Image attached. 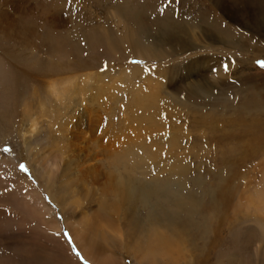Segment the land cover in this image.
<instances>
[{
    "label": "rangeland",
    "instance_id": "obj_1",
    "mask_svg": "<svg viewBox=\"0 0 264 264\" xmlns=\"http://www.w3.org/2000/svg\"><path fill=\"white\" fill-rule=\"evenodd\" d=\"M214 3L219 1L0 0V253L12 254L18 264H67L64 254L92 264L80 255L67 224L84 214L121 220L99 209L115 203L106 184L119 174L131 175L146 192L155 182L161 187L165 179L185 180L186 189L171 182L170 191L193 203L186 201L185 211L169 208L178 216L170 231L158 226L187 248L178 264H264V0ZM125 10L139 12L137 25ZM170 11L178 25L190 28L185 41L203 46L176 63L209 61L204 72L184 79L180 68L172 81L159 72L170 62L139 58L125 43L137 37L151 44ZM205 13L212 26L200 20ZM6 17L15 21L8 28ZM24 28L33 32L25 36ZM147 28L149 39L141 32ZM232 31L238 41L233 47L226 43ZM197 84L204 85L196 99L192 91L197 106L179 98ZM154 91V100L142 98ZM51 164L47 185L39 171ZM68 164L70 175L79 174L71 176L73 193L60 190L66 204L79 198L71 209L56 202ZM147 193L145 200L155 196L151 203L164 207V195ZM148 204H135L118 223L126 244L146 238L145 231L128 229L136 217L145 219ZM182 219L190 225L183 227ZM54 224L57 230L49 227ZM105 248L120 264H133L120 244Z\"/></svg>",
    "mask_w": 264,
    "mask_h": 264
},
{
    "label": "bare ground",
    "instance_id": "obj_2",
    "mask_svg": "<svg viewBox=\"0 0 264 264\" xmlns=\"http://www.w3.org/2000/svg\"><path fill=\"white\" fill-rule=\"evenodd\" d=\"M217 1H219V3H214V4L218 8V6H220V4L223 3V0H215V2H217ZM122 14L123 15L129 14L131 16V18L133 19V23H136V25H137L139 12L134 11V12L128 13V11L125 10V14L124 13H122ZM204 18L205 19L202 20V15H201L200 20L203 22H206V24L212 26L213 21H211L212 20L211 16H209L205 13ZM175 19L176 18L174 17V14H172V12L170 11L168 16H166L164 18V21L157 24L156 29H155L156 31H154L156 36L154 37V40H152L151 44L147 40H145L147 42V43H145L144 40L137 39V37L125 39L126 45L131 47V49L133 50V53H135L137 57H139V58L150 57V59H154L157 61H168V62H170V64L167 63L169 70L163 69V70L159 71L160 75L163 77L165 76V78L167 77V80H169V81L174 80L178 76L177 71L182 67H184V69L186 71L180 72L179 74L182 75L181 78L184 79L187 75H189V73H191V71L194 73L204 72L205 68L207 69V67L205 66V63L208 64V62H209L207 59L208 57H205V58H203V57L199 58L198 57V59L195 58V59H192L190 61L183 59L184 61H182L181 63H176V61L174 60L175 58L180 57V55H182L183 53H186V52H194V50L199 51L201 48H203V46H201V45H196V47L190 46L191 43H188L187 41H185V39H186L185 35H188L190 28L187 27V24L186 25H178V22ZM12 21H13L12 18L6 17L5 21H4V26L6 28H8V23L11 24ZM13 22H15V21H13ZM4 26L1 28V31L4 30ZM24 30L26 32H28V33H25V36H28L29 34H31L33 32L32 28H24ZM147 30H148V28L141 30L145 39H149V35H150ZM11 32H12V30H11ZM203 33L204 34L206 33L208 36L211 35V33L209 31H204ZM139 35L140 34H138V37H139ZM33 37H37V36H33ZM227 37L228 38L226 40V43H228L229 46L233 47V46L238 45V43H237L238 41L235 39V35H234L233 31L231 32V35L228 33ZM134 39H135V41H134ZM18 43H20V42H18ZM24 45H26V43ZM33 46H34V44H33ZM232 49H234V48H232ZM1 63L2 62H0V66L2 65ZM203 88H204V85H200V84L190 86L189 90L191 91V93H190V91H187L188 93L182 92L181 93L182 96L179 98L182 99V97H183L184 99H182V100H184L188 103L190 102V103L194 104V98H193L194 93L192 91L194 89L196 90V92H195V99H196L197 97L200 96L201 92H204ZM156 92L157 91H154V93H152V95L151 94H149V95L144 94V97H142V98H144V99L150 98V99L154 100L155 96L157 95ZM171 96H173V94H171ZM191 98H193V99H191ZM194 105L197 106L196 104H194ZM31 158H34V156H32ZM71 163L72 162H70V165H71ZM53 166H54L53 164L47 165V166H41V169L39 171L40 176L47 183V185L50 184L52 181L51 177L53 176V171L55 169L54 168L52 171ZM65 168H67V167H65ZM67 169H64V171H65L64 178L65 179H63L64 182L60 185V189H59V192L57 194L56 202L61 207H64L66 205L65 207L67 209L68 208L71 209V208L77 206L79 198L73 197V198H71V201L68 204H66L65 200L63 201L62 196H61L63 193L60 195V190L65 191V189H69L70 191H72L73 189H72L71 185L72 186L74 185V184H72V182L74 181L73 178H76V177L79 178L78 177L79 174H76V173L72 174V172H71V175H70V172L68 173V171L70 169L69 164H68ZM87 171H85L86 174L88 173ZM71 176H73V178ZM114 178H116L115 183L113 184V182L111 183L109 181V182H107L106 186L109 189V191H111L115 203H112L110 201V204H108L107 206L106 205L100 206L99 207L100 211L104 212V208L106 210L108 208V210H107L108 212H110L111 214L118 215V218L124 219L126 217L125 215L127 213H130L129 210L133 209V206H135V204L140 203V205L142 204L145 206L148 202H150V204H148L149 207L146 209L147 214L145 216V219L140 220L136 217L135 218V224L134 225L130 224L131 228L128 229L129 233H131V234L135 233V235H137V233H139V232L143 233V231H145V234H147V236H146V238H141V239L139 236H137L134 240L129 242V244H126L127 242L124 239L126 233H124L123 229H121V227L119 226L120 225L119 222H121L122 219L118 220L117 218L111 217L109 214L106 215L107 219L105 218L106 216L104 217V216H97V215H96L97 217L88 218L87 214H84V218L82 217L83 219H81L79 221V223H76L75 221L74 222L71 221V224H67L68 230L73 235V241L77 245L78 251L81 253V256H83V258H85L86 260L92 262V264L93 263L94 264H120V261L118 259H116L112 253H108L107 248H105V247H108L109 242H112V244L113 243L116 245L120 244L124 248L125 252L131 254V257L133 259V262H132L133 264H178V261L180 258H181L180 260L185 258L187 248L183 246L184 245L183 241H180L176 236H174L173 233H170V234H166V233L163 234V232L161 233L159 231L160 227H158V226H164L166 229H169V231H170L171 227H174L176 225L175 222H176V220H178V218H177L178 216H175L172 213V210L169 209L171 206L175 209L177 208L179 210L185 211V208L187 207V206H185V203H186V201L188 202L191 199V198H189L190 196L186 197L189 200L184 199L185 200L184 201V200H180L176 196L179 194L178 192L170 191V188L172 187L171 182L177 187V189L182 190V188H185L184 187L186 184L185 180L181 177H179V180H176V179H173L174 178L173 177L170 179H165L164 183H163L164 186L157 187L158 183H156V182L154 184H151L148 186V188H149L147 190L148 193H149V191L150 192L153 191V193L159 192V194L164 195L163 196L164 207H163V205L160 206V204L158 202H155V203L152 202L151 203L152 199L155 196L152 199L150 197L148 198V196H147V199L145 200V198H146L145 194L147 192L144 189V187H142L143 183H140L137 180H133L134 178L131 175L129 177L127 176L126 178H124L118 174V176H115ZM85 183H84V185H85ZM103 185H105V184H103ZM95 186H94V188H95ZM102 187H104V186H102ZM81 189H83V188H81ZM73 192L74 191H72V193ZM98 193H99V191H98ZM77 195L78 194H76V196ZM67 196H69V194H67ZM158 198H160V197H158ZM148 199L150 201H148ZM192 199L194 201V198H192ZM68 200H69V197H68ZM189 203L191 204L193 202L189 201L188 204ZM41 204H43V203H41ZM112 205H116L117 209L112 207ZM42 206H45V210L47 209L45 204H43ZM196 209H197V206H196ZM120 211H123V212L120 213ZM97 213H98V211H97ZM186 215H187V212H186ZM192 215H193V213H192ZM187 216H186V218H187ZM108 220H109V222H108ZM159 220L162 221L161 225L158 224L159 222L157 223V221H159ZM181 221L184 223L182 225L183 227H186V222H187V224L190 225L189 220L182 219ZM179 222H180V220H179ZM118 223H119V225H118ZM121 224H122V222H121ZM112 226L114 228L116 226L117 230L113 231ZM49 227L53 228L54 230H57V228H59V226L57 224H54V226H49ZM101 227H102V229H101L102 231L99 230V228H101ZM126 229H127V227H126ZM3 234H4V232L2 231L1 225H0V237L1 238H3L5 236ZM173 238H175V241H173ZM115 240H117V241H115ZM174 242H176L177 244L174 245L173 244ZM66 250H68L67 247H65V251ZM14 255L16 256V254H14ZM64 257L67 260L66 261L67 264H78L77 261H75V259L72 256H71V258H69L70 255L64 254ZM0 264H18V261L14 260L12 254H6V252L5 253L2 252V253H0Z\"/></svg>",
    "mask_w": 264,
    "mask_h": 264
},
{
    "label": "snow or ice",
    "instance_id": "obj_3",
    "mask_svg": "<svg viewBox=\"0 0 264 264\" xmlns=\"http://www.w3.org/2000/svg\"><path fill=\"white\" fill-rule=\"evenodd\" d=\"M68 3L69 4H72L73 3V0H68ZM169 3H171V0H169ZM137 63H139V62H137ZM224 67V69H226V68H228V65L227 66H223ZM259 67L260 68H262V69H264V62H262V63H260L259 64ZM108 69H107V67H105V66H101V68H100V71H102V72H106ZM69 235V237H70V234H68ZM76 252L78 253V251L76 250ZM81 255V254H80Z\"/></svg>",
    "mask_w": 264,
    "mask_h": 264
}]
</instances>
